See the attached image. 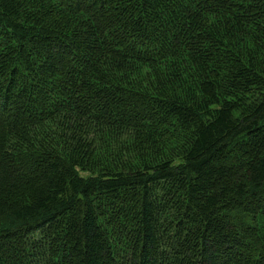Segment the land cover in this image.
Returning a JSON list of instances; mask_svg holds the SVG:
<instances>
[{
    "label": "trees",
    "instance_id": "16d2710c",
    "mask_svg": "<svg viewBox=\"0 0 264 264\" xmlns=\"http://www.w3.org/2000/svg\"><path fill=\"white\" fill-rule=\"evenodd\" d=\"M0 264H264V0H0Z\"/></svg>",
    "mask_w": 264,
    "mask_h": 264
}]
</instances>
